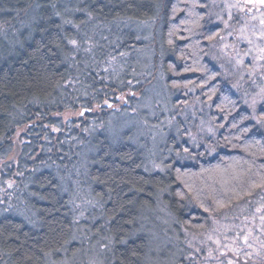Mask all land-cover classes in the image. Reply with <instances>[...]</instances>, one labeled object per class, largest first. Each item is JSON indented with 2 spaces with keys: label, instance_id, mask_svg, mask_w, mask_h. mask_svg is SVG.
I'll use <instances>...</instances> for the list:
<instances>
[{
  "label": "trees",
  "instance_id": "obj_1",
  "mask_svg": "<svg viewBox=\"0 0 264 264\" xmlns=\"http://www.w3.org/2000/svg\"><path fill=\"white\" fill-rule=\"evenodd\" d=\"M213 1L0 0V25H8L12 14H33L22 24L0 29V162L10 156L14 146L24 149L21 158L6 167L13 174L8 176V184L7 178L2 181L0 264L70 261L76 245L70 242L75 224L74 201L70 200L74 181L63 175L71 169L75 176L77 159L85 160L89 191L101 206L92 231L110 240V259L104 264H169L165 261L171 249L155 252L149 236L157 233L141 225L158 193L167 192L162 201L176 229L188 233L207 230L223 213L262 193L264 129L254 123L245 105L247 89L254 86H236L235 76L226 78L227 69L217 66V52L211 56L214 43L226 33L220 22L223 12ZM161 3L159 43L169 54L162 59L161 69L165 91L177 90L175 125L182 124L180 113L189 104L201 103L207 107L195 110V121L209 119L218 133L215 141L206 139L215 149L210 155L202 145L196 150L188 146L182 139L184 132L178 136L170 124V135L159 147V154L167 157L160 162L162 170H146L145 152L150 145L134 138L136 127L116 133L113 140L103 127L107 112L102 109L107 103L111 104L107 110H127L134 95H138L134 110L138 109L151 78L140 71L133 79L137 85L133 89L129 80L138 51L148 43L124 29L116 35L115 45L104 39L95 44L86 22L94 18L105 24L123 19L148 24ZM237 20L236 25L240 24ZM154 25L153 42L157 44ZM86 41L89 45L84 51ZM145 63L143 60L141 66ZM168 105L172 110L171 102ZM78 110L86 115L78 121L60 118ZM258 117L264 120V109L258 111ZM20 128L26 133L23 144L22 136L13 141ZM167 130L162 128L161 134ZM73 141L78 142L74 147ZM43 143L52 148H44ZM49 150L56 151L50 153L54 159L45 153ZM181 152L191 153L194 162H181L177 158ZM243 219L241 215L237 218ZM65 246L69 251L63 258L60 250ZM186 250L191 254L180 249L184 254L176 255L174 264H205L204 250Z\"/></svg>",
  "mask_w": 264,
  "mask_h": 264
},
{
  "label": "rangeland",
  "instance_id": "obj_2",
  "mask_svg": "<svg viewBox=\"0 0 264 264\" xmlns=\"http://www.w3.org/2000/svg\"><path fill=\"white\" fill-rule=\"evenodd\" d=\"M213 2H217L223 12L220 13V22H224L222 26L225 28L226 33L217 41L218 43H214L213 48L215 50L211 56L214 58L215 52H217L215 59L219 61L221 67L218 64L217 66L220 70L222 67L227 69L224 72L226 78L229 77V74L235 76L236 86H240L242 89L247 87V85L254 86L253 89H247L248 95L245 105L251 112L254 123L259 128L264 129V120L258 117V111L264 109V3L261 0H215ZM161 11L162 3L158 6L155 18L148 24L146 22L124 19L105 24L94 18H88L86 22L92 33V35L89 33V37L95 41V44L100 43L104 39L115 45L118 40L116 35L120 34L124 29L133 32L138 41L145 44L148 43L144 50L138 51L136 63L131 70L134 75L129 80L130 88L133 89L137 86L135 82L133 83V79L141 75L140 71H143L145 76L151 78L143 94L144 96L139 99L138 109L134 110L137 103H133L138 95H134V100L129 103L131 108L128 106L127 110H107L111 106V104L107 103H104V109H102L107 112V119L103 123V127L106 126L113 140H115L116 133L119 134L128 128L135 129L136 127L134 138L137 137L138 141L141 140L144 143L146 141L150 145V149L145 152L146 170H152V168H160L162 170L160 162L165 161L167 157L159 154V147L170 135V124L174 126L173 132L178 136H180L179 133L184 132L182 139L183 141L187 140L188 146L194 147L196 150L202 145L207 148L210 155L215 154V149L207 145L206 139L215 141V136L218 133L211 125L209 119L195 121V110L205 111L207 107L201 103L189 104L180 113L183 119L182 124L175 125V119L173 118L178 114L173 107V98L178 96V94H176L177 90L173 91L174 93L171 90L165 91V75L161 69L162 59L169 55L159 43ZM222 15L223 17L225 16L224 19ZM239 15L240 19L238 21ZM26 16L19 17L18 14H12L9 18L11 19L9 24L0 25V29L7 30L14 25L22 24L25 18H33V14H27ZM236 20L240 24L236 25L234 23ZM215 23H218L217 20ZM154 24H156L157 44H154L155 40L153 38L155 35ZM84 34L87 35L86 29ZM87 43L86 41L83 46L84 51L87 50L89 45ZM77 45L75 44L74 46ZM219 46L222 47L221 51L220 49L219 51L217 50ZM143 60L146 61L144 67L141 66ZM89 63L90 61L87 62L88 65ZM93 65L96 64L93 63ZM192 89H190L191 93L195 94ZM169 102H171L172 110L168 105ZM122 103L123 101L120 105ZM143 109L146 112L145 115L141 113ZM134 111L135 113H133ZM172 112H174L173 116ZM84 116L86 115L83 112L79 113L78 110L74 112L68 111L61 115L60 118L62 120L73 118L72 120L78 121ZM141 126L144 130L142 133ZM162 128H168L166 134H161L160 130ZM24 132V128L18 129L13 141L15 142L17 136H22L24 139L22 144L26 142L24 137L26 133L24 135ZM34 136L38 138L39 134H34ZM71 137L74 139V136ZM47 140L50 142V139ZM181 141L180 139L178 142L181 143ZM77 143L73 141V147ZM136 143L142 145L140 142ZM42 145L46 149L52 148H49V145H45V143ZM23 150L18 145L14 146V151L11 152L10 156L0 162V195H4L2 181L7 178L8 184V176L13 175L8 172L6 167H11V162L15 164L16 160L23 155ZM48 152L45 151L46 154H49V158L54 159L50 153H55L56 151L52 152L49 150ZM169 155L170 152L168 151L167 156ZM177 158L184 163L194 162L192 154L188 152H181V155L177 156ZM77 163L79 165L73 167L75 176H72L71 169H66L67 173L63 175V178L74 181L70 192V200L74 201L72 202L74 203L73 211L75 213L73 212V219L75 224L73 223L74 232L70 242H75L76 245L69 262H55V264H104L106 260L110 259V240L103 234L98 236L92 231V228L95 227L97 220L100 218L101 206H99L98 200L89 191L85 160L78 161L77 159ZM12 185L9 186L11 187ZM165 193H158L154 208L146 214L148 216L147 221L141 224L146 229L150 227L149 232L157 233L149 236L150 246L155 252L160 253L164 248L171 249L167 253L169 260L165 262L168 261L169 264H174L177 258L176 255L184 254L180 249L188 252L186 255H190L191 251L186 250V247H196L204 250L203 260L205 264H264V261H262L264 259V189L260 195L235 205L232 209L223 213L225 214L223 218L217 221L213 220L210 227L201 231V233H188L179 226L176 229L174 220L162 201ZM240 215L245 219L237 220ZM67 246L60 250L63 258L66 256L65 252L69 251ZM47 264L54 263L48 261ZM158 264H162V261H158Z\"/></svg>",
  "mask_w": 264,
  "mask_h": 264
},
{
  "label": "snow or ice",
  "instance_id": "obj_3",
  "mask_svg": "<svg viewBox=\"0 0 264 264\" xmlns=\"http://www.w3.org/2000/svg\"><path fill=\"white\" fill-rule=\"evenodd\" d=\"M262 3H264V0H261Z\"/></svg>",
  "mask_w": 264,
  "mask_h": 264
}]
</instances>
